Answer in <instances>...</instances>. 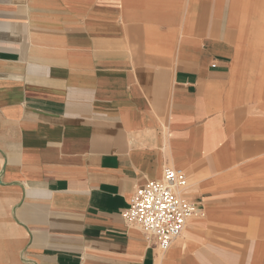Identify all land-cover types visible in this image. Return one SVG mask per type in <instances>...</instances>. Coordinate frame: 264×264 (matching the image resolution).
Listing matches in <instances>:
<instances>
[{"label":"crops","instance_id":"crops-1","mask_svg":"<svg viewBox=\"0 0 264 264\" xmlns=\"http://www.w3.org/2000/svg\"><path fill=\"white\" fill-rule=\"evenodd\" d=\"M182 170L166 251L121 216ZM0 264H264V0H0Z\"/></svg>","mask_w":264,"mask_h":264},{"label":"built area","instance_id":"built-area-1","mask_svg":"<svg viewBox=\"0 0 264 264\" xmlns=\"http://www.w3.org/2000/svg\"><path fill=\"white\" fill-rule=\"evenodd\" d=\"M187 185L182 170L165 168L159 180L148 181L135 189L128 208L121 214L123 220L138 226L160 251L168 250L198 212L195 204L177 192Z\"/></svg>","mask_w":264,"mask_h":264},{"label":"bare ground","instance_id":"bare-ground-1","mask_svg":"<svg viewBox=\"0 0 264 264\" xmlns=\"http://www.w3.org/2000/svg\"><path fill=\"white\" fill-rule=\"evenodd\" d=\"M184 190H185V188H182V189H179L177 192H178V194H179L183 199L186 200V197L183 195ZM198 215H199V213L197 212V213L194 215L193 218L198 217ZM193 218H191V219H193ZM191 219H190V220H191Z\"/></svg>","mask_w":264,"mask_h":264},{"label":"rangeland","instance_id":"rangeland-1","mask_svg":"<svg viewBox=\"0 0 264 264\" xmlns=\"http://www.w3.org/2000/svg\"><path fill=\"white\" fill-rule=\"evenodd\" d=\"M196 218V217H195ZM194 219V218H193ZM0 230H1V228H0Z\"/></svg>","mask_w":264,"mask_h":264}]
</instances>
